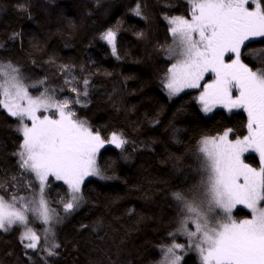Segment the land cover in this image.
I'll use <instances>...</instances> for the list:
<instances>
[{"label": "trees", "instance_id": "1", "mask_svg": "<svg viewBox=\"0 0 264 264\" xmlns=\"http://www.w3.org/2000/svg\"><path fill=\"white\" fill-rule=\"evenodd\" d=\"M174 16L190 18L187 0H0V61L18 67L25 82H45L31 94L48 88L58 101L79 99L70 105L77 119L105 140L116 132L128 141L122 149L100 150L97 164L109 178L87 177L83 200L69 213L60 203L67 186L49 177L45 194L58 220L47 235L41 221L34 223L37 249L21 242L20 226L0 230V264H158L161 245L186 242L182 234L168 235L182 217L173 193L200 184V140L228 128L246 135L247 118L243 110L204 113L197 89L168 96L162 81L173 63L167 52L173 37L166 17ZM108 29L116 31L115 55L100 38ZM261 50L264 37L247 41L242 61L264 68ZM17 126V118L0 108V192L31 199L38 183L13 155L23 140ZM245 159L259 167L257 153ZM234 215L251 217L243 207ZM53 244L59 245L56 255L48 256ZM182 264H201L198 253L187 249Z\"/></svg>", "mask_w": 264, "mask_h": 264}, {"label": "snow or ice", "instance_id": "2", "mask_svg": "<svg viewBox=\"0 0 264 264\" xmlns=\"http://www.w3.org/2000/svg\"><path fill=\"white\" fill-rule=\"evenodd\" d=\"M187 2L190 18L166 17L173 37L167 52L175 62L167 69L162 86L169 97L186 89L199 90L195 99L204 113L217 107L228 112L243 110L247 134L236 136L228 128L200 140L202 179L188 192L173 193L184 218L177 231L168 235L173 239L178 234L186 236L188 250L198 253L201 264H264V68L253 70L241 60L245 42L264 37V0ZM20 7L26 11L23 5ZM133 11L137 16L141 14L139 5ZM18 35L13 34L12 39ZM100 38L112 46L115 55L116 31L108 29ZM257 59L264 60V56L258 55ZM208 74L211 79L206 81ZM24 80L12 62L0 61V108L17 118L16 131L23 137L13 155L18 156L21 169L34 174L38 192L34 191L31 199L0 195V230L22 226L21 242L26 248L37 249L41 237L29 224L39 220L50 225L58 220L45 195L49 177L67 186L60 203L69 213L82 202V185L87 177L109 178L102 175L97 164L100 150L106 144L122 149L128 141L116 132L105 140L87 121L77 119L70 105L80 103L79 99L58 101L50 94L54 90L48 88L33 96L29 88L45 82L26 84ZM50 110L54 111L45 114ZM247 153L258 154L259 167L245 163ZM238 205L250 210L251 217L234 218L233 209ZM217 211L223 215L217 217ZM30 213L34 217L31 222ZM189 223L194 230L189 229ZM44 231L47 235L51 228ZM58 247L53 244L45 251L53 256ZM185 247L181 243L161 245L158 264H182L178 251H185Z\"/></svg>", "mask_w": 264, "mask_h": 264}, {"label": "rangeland", "instance_id": "3", "mask_svg": "<svg viewBox=\"0 0 264 264\" xmlns=\"http://www.w3.org/2000/svg\"><path fill=\"white\" fill-rule=\"evenodd\" d=\"M253 5H249V7H252ZM255 38H260V37H255ZM255 38H252V39H255ZM247 42V41H246ZM245 42V43H246ZM242 48H243V46H242ZM241 48V49H242ZM232 58H234V56L232 57ZM228 59V57L226 56V60ZM242 60V59H241ZM173 62H175V60L173 59ZM206 81H208V80H210L211 79V74H208L207 76H206ZM25 82V81H24ZM26 84H32V83H28V82H25ZM30 89H31V87L29 88V93H30ZM187 90V89H186ZM31 94V93H30ZM235 94V93H234ZM31 95H33V94H31ZM198 95H199V93H198ZM33 96H36V95H33ZM217 108H220V107H217ZM215 109V108H214ZM213 109V110H214ZM51 111H54V110H50V112ZM50 112H48V113H45V114H49L50 115ZM30 123V122H29ZM90 126V125H89ZM230 138H233V137H230ZM106 145H111V144H106ZM114 146V145H113ZM248 154V153H247ZM245 163H248L247 161H246V159H245ZM249 164V163H248ZM37 183L39 184V182L37 181ZM82 188H83V185H82ZM37 192H38V190H37ZM0 195H3L1 192H0ZM46 195V194H45ZM5 196V195H4ZM5 198L6 199H8L6 196H5ZM46 199H47V197H46ZM237 207H243V208H245L243 205H238ZM236 207V208H237ZM235 208V209H236ZM235 209H233V213H232V215H233V217L235 218V215H234V210ZM246 210H248L247 208H245ZM249 212H250V210H248ZM215 215L217 216V217H219V216H222L223 214L221 213V212H219V211H217L216 213H215ZM184 217L182 216L181 217V220L183 219ZM29 220H30V222L31 221H33L34 220V217L31 215V213L29 214ZM36 222H40L39 220H35V222H33V223H30L29 224V226L30 227H33V229L38 233V235H40L39 234V231H37V229H36V227H35V225H34V223H36ZM14 226H19V225H14ZM13 226V227H14ZM44 226L45 227H43V231H42V234H43V232L45 233V229H48V228H50L51 227V224L49 225V224H44ZM21 227V233L24 231V229H23V227L22 226H20ZM188 227H189V229L190 230H194V225L193 224H191V223H189V225H188ZM45 228V229H44ZM184 240H186V242H182V241H176V243H181V244H185V251H183V252H180V251H178V254L179 255H181L182 257H183V255H184V253L187 251V237L185 236V239Z\"/></svg>", "mask_w": 264, "mask_h": 264}]
</instances>
